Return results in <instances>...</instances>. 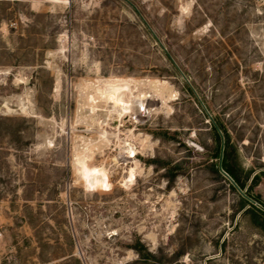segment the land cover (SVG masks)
Instances as JSON below:
<instances>
[{"label":"rangeland","instance_id":"rangeland-1","mask_svg":"<svg viewBox=\"0 0 264 264\" xmlns=\"http://www.w3.org/2000/svg\"><path fill=\"white\" fill-rule=\"evenodd\" d=\"M254 212L264 0H0V264H264Z\"/></svg>","mask_w":264,"mask_h":264},{"label":"bare ground","instance_id":"bare-ground-1","mask_svg":"<svg viewBox=\"0 0 264 264\" xmlns=\"http://www.w3.org/2000/svg\"><path fill=\"white\" fill-rule=\"evenodd\" d=\"M152 88L155 89V91L159 92L161 87H159L158 85H155V84H150ZM164 86V85H163ZM159 88V89H158ZM128 88L126 87H121L119 86V84H112V85H109V87L105 90H101L99 91L100 93V96L102 99H104V101L107 103V111H106V115H110L112 113L114 114H117V115H121L122 113H127L132 107L134 106H143V101L142 99H140V102L138 104H135L133 106V101H130V103H125L122 101V99L120 97H118L117 93L120 92V91H124V90H127ZM160 93V92H159ZM143 95V94H142ZM145 95V94H144ZM99 96V97H100ZM163 97V96H162ZM145 98H149V96H145ZM151 102V101H150ZM136 103V102H135ZM148 104V103H147ZM150 104V103H149ZM147 106V105H146ZM135 108V107H134ZM133 108V109H134ZM140 108V107H139ZM145 108V107H144ZM147 108V107H146ZM94 109V107H93ZM132 109V110H133ZM147 110V109H145ZM131 153H133V149L130 150ZM129 152V153H130Z\"/></svg>","mask_w":264,"mask_h":264},{"label":"trees","instance_id":"trees-1","mask_svg":"<svg viewBox=\"0 0 264 264\" xmlns=\"http://www.w3.org/2000/svg\"><path fill=\"white\" fill-rule=\"evenodd\" d=\"M215 129V128H214ZM216 130V129H215ZM217 131V130H216ZM216 137H217V141H218V153H217V155H219V150H220V155L222 156L223 155V150H222V154H221V146H220V144H219V137H218V135L216 134ZM222 167H221V169H223L237 184H238V181L236 180V178L234 177V173H233V171H232V169L226 164V163H224V161H223V164L221 165ZM237 186H239V188L242 190V186L241 185H237ZM253 208V207H252ZM255 210V209H254ZM254 215H255V217L257 218L256 219V222H257V224L260 226V228H262L263 229V231H264V214H262V213H257V212H254L253 213ZM258 214V215H257Z\"/></svg>","mask_w":264,"mask_h":264},{"label":"water","instance_id":"water-1","mask_svg":"<svg viewBox=\"0 0 264 264\" xmlns=\"http://www.w3.org/2000/svg\"><path fill=\"white\" fill-rule=\"evenodd\" d=\"M216 127V126H215ZM217 129V128H216ZM218 132H219V130H218ZM220 133V132H219ZM220 135H221V133H220ZM222 150H223V142H222V144H221V154H222ZM221 163H219V170H220V172L225 176V177H227V179L231 182V184L235 187V189L238 191V193L240 194V195H242V196H244V197H246L244 194H243V192L241 191V189L232 181V179L225 173V172H223V170L221 169V165H220ZM247 199H249V198H247ZM249 201L250 202H252V200H250L249 199Z\"/></svg>","mask_w":264,"mask_h":264},{"label":"built area","instance_id":"built-area-1","mask_svg":"<svg viewBox=\"0 0 264 264\" xmlns=\"http://www.w3.org/2000/svg\"><path fill=\"white\" fill-rule=\"evenodd\" d=\"M1 235V234H0Z\"/></svg>","mask_w":264,"mask_h":264}]
</instances>
